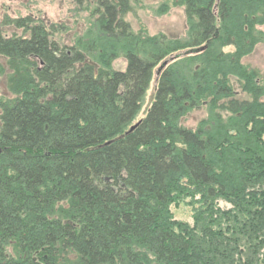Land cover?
Here are the masks:
<instances>
[{
    "label": "trees",
    "instance_id": "trees-1",
    "mask_svg": "<svg viewBox=\"0 0 264 264\" xmlns=\"http://www.w3.org/2000/svg\"><path fill=\"white\" fill-rule=\"evenodd\" d=\"M72 1L89 16L64 45L68 26L0 22V264H264V83L242 63L264 0H170L184 37L135 31L136 0Z\"/></svg>",
    "mask_w": 264,
    "mask_h": 264
},
{
    "label": "rangeland",
    "instance_id": "rangeland-1",
    "mask_svg": "<svg viewBox=\"0 0 264 264\" xmlns=\"http://www.w3.org/2000/svg\"><path fill=\"white\" fill-rule=\"evenodd\" d=\"M168 3L170 10L164 15H157L156 10ZM84 6H77L72 0H0V22L8 18L13 21L17 18L32 16L35 20H44L49 25H57V28L68 26L67 33L60 32L55 38L62 45L70 43L74 30L83 25L85 19L89 16V12L84 10ZM125 20L130 23L135 31L145 29L149 34L166 33L169 36L184 37L186 34V18L182 7L171 6L170 0H136L132 4V11L124 16ZM13 30V26H5ZM264 30V26L260 27ZM21 34L22 28L15 31ZM69 34L71 38L69 39ZM232 51L231 47L224 49ZM242 63L252 69H255L264 83V45L261 44L248 56L242 59ZM116 66L125 67L124 60H118ZM9 72V71H8ZM7 74L0 75V97L11 96L8 92ZM156 79L150 84V88L144 100L142 111L138 119L144 117L146 110L149 108L153 94L155 91ZM207 116L205 110H195L190 113L184 120L183 125L188 128L196 127L197 123ZM188 193L181 194L176 197L174 203L170 207V211L174 220L186 222L190 226L194 225V210L199 208L196 202L198 196H187ZM195 201L194 205L193 202ZM221 210L231 208V205L224 200L217 203Z\"/></svg>",
    "mask_w": 264,
    "mask_h": 264
},
{
    "label": "water",
    "instance_id": "water-1",
    "mask_svg": "<svg viewBox=\"0 0 264 264\" xmlns=\"http://www.w3.org/2000/svg\"><path fill=\"white\" fill-rule=\"evenodd\" d=\"M173 59H175V58H173ZM173 59H172V60H173ZM167 63H168V62H164V64H163V65H164V66H165V65H167Z\"/></svg>",
    "mask_w": 264,
    "mask_h": 264
}]
</instances>
